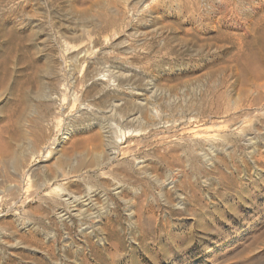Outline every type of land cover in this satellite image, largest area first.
<instances>
[{
    "label": "rangeland",
    "instance_id": "obj_1",
    "mask_svg": "<svg viewBox=\"0 0 264 264\" xmlns=\"http://www.w3.org/2000/svg\"><path fill=\"white\" fill-rule=\"evenodd\" d=\"M230 1L0 0V264H264V107L238 111L264 97V0ZM211 115L239 128L215 155L162 143ZM95 121L151 123L144 167L72 174L110 149Z\"/></svg>",
    "mask_w": 264,
    "mask_h": 264
},
{
    "label": "bare ground",
    "instance_id": "obj_2",
    "mask_svg": "<svg viewBox=\"0 0 264 264\" xmlns=\"http://www.w3.org/2000/svg\"><path fill=\"white\" fill-rule=\"evenodd\" d=\"M223 1V0H222ZM228 1V0H227ZM232 1V0H231ZM231 1H230V3H231ZM243 1V0H242ZM254 1V0H253ZM256 2V1H255ZM260 3V2H259ZM223 4V3H222ZM226 4V3H225ZM232 4H234V3H232ZM239 4V3H238ZM221 5V4H220ZM224 5V4H223ZM228 5H229V3H228ZM247 5V4H246ZM251 5H252V3H251ZM237 6V5H236ZM199 7V6H198ZM234 6L232 5V8H233ZM239 7H240V4H239ZM243 7V6H242ZM248 7V6H247ZM237 8V7H236ZM246 8V7H245ZM251 8V7H250ZM253 8V7H252ZM227 9V8H226ZM242 9V8H241ZM240 9V10H241ZM230 10V9H229ZM232 10V9H231ZM235 10V9H234ZM229 12V11H228ZM227 12V13H228ZM241 12V11H240ZM245 12H246V10H245ZM229 14V13H228ZM232 14V13H231ZM231 14H229V15H231ZM235 14V13H234ZM233 14V15H234ZM237 14V13H236ZM233 15H232V17H233ZM239 15V14H238ZM227 16V15H226ZM228 17V16H227ZM231 18V17H230ZM233 22V21H232ZM87 42V41H86ZM82 43V42H81ZM80 44V43H79ZM75 46V45H74ZM83 47V45L82 44H80L79 45V47H78V49H80V48H82ZM83 50V49H82ZM111 72V71H110ZM105 77H107V78H105ZM263 76H261V78H262ZM104 78L105 79H103V81L105 82V83H107V84H111V82H114V81H116L117 80V78L115 77V75H105L104 74ZM71 80H72V78L71 79H68V77L67 76H65V78H64V81L66 82L65 84H66V89H67V87H70L71 88ZM261 80V79H260ZM262 83V82H261ZM262 84H260V86H261ZM264 87V86H263ZM64 88V84H62L61 85V90H65V89H63ZM111 89V88H110ZM114 90L113 91H115V90H120V86H119V84H117L116 86H114V88H113ZM258 89V88H257ZM259 89H260V87H259ZM69 90V89H68ZM255 90V89H254ZM262 90V89H261ZM264 91V90H263ZM65 92V91H64ZM64 92L63 91H61V95L63 96V94H64ZM126 92V91H125ZM253 92H255V91H253ZM257 93H258V91H257ZM255 94V93H254ZM264 94V93H263ZM67 95V93L65 94V96ZM64 96V97H65ZM256 97H252L251 98V100L249 99V98H246V99H249V100H247L248 102H246L245 104H243V105H238L240 108H238V106H237V108H238V111L239 112H241L242 114H244L245 115V113L247 114V115H250V113L251 112H254V111H257V110H259V108L261 107V106H263L264 107V97L261 95V93L260 94H257V95H255ZM250 97V96H249ZM67 98V97H66ZM64 99V98H63ZM82 101V100H81ZM83 103V101L81 102V104ZM83 105V104H82ZM236 107V106H235ZM116 108V107H115ZM117 109V108H116ZM114 111H115V109H114ZM237 111V110H236ZM261 111V110H260ZM63 112V111H62ZM104 113V112H103ZM112 113L114 114V112L112 111ZM116 113V112H115ZM234 113V112H233ZM235 114H238L237 112L235 113ZM254 114V113H253ZM260 115H262L263 116V114H260ZM57 116V115H56ZM66 116V115H65ZM119 116V115H118ZM232 116V115H231ZM238 116V115H237ZM115 117H116V115H115ZM242 117V116H241ZM56 119V118H55ZM124 119V118H123ZM165 119V118H164ZM235 119V118H234ZM247 119V118H246ZM125 120V119H124ZM237 120H238V118H237ZM250 120V119H249ZM256 120H257V118H256ZM191 121H193V124H192V122H191V126L190 127H184V131H183V133L181 134V136L178 138V139H176L177 137H175V138H173V139H168V140H165V141H163L162 143L163 144H165V147L167 146L168 148H172V146H174L175 144H179V146L181 147V151H183V149H185L186 150V152H187V150L189 151H191L192 153L193 152H195V154H196V152L198 153L201 149H204V147L205 148H208L210 151H209V153L210 152H214V154L213 155H215V152H217L216 151V144L218 143V142H222V141H226V140H228V136L230 135V134H239V132H237V130L239 129V128H237L238 127V125L236 126V128H235V126H229V125H227V126H229L230 127V132H229V130H223V129H220V125L218 124L219 122L217 121V120H215L214 118H213V115H211V120H210V125H208L209 123L208 122H206L205 120H199V119H194V120H191ZM235 120H233V122H234ZM239 121V120H238ZM258 121V120H257ZM96 122V121H95ZM244 122V121H243ZM249 122H251V121H249ZM249 122H248V124H249ZM253 122H254V120H253ZM123 123V122H122ZM242 123V122H241ZM95 124H97L99 127H101V129H102V131H103V133L105 134V136L107 135V146L109 145L110 146V149L109 150H106L105 152L104 151H100L99 153H98V156L96 157V162L94 163V165L92 164V165H87L86 167H84V156H86V153L85 152H83V153H80V154H77L76 156H71V157H64V160H65V162L66 161H68V163H69V165L71 166V169H72V174L73 173H82L84 170H85V172H87V171H89L92 167H95V168H100V169H103L104 167H107V166H109L110 164H112L113 162H114V160H115V158L117 157V155H118V153L120 154H123L124 155V157H128V156H130L131 158H132V162H133V166H139V167H144V165H145V163H146V159L145 158H147V157H145V155H142V151H141V147L139 146V144H136V145H134V143H132V142H130V140L128 141V139H127V137H130V135L131 134H134V136L136 135V136H138L139 135V133H141V132H146V129L149 127V125H151V123H149V125H148V127H146V128H139V129H137V132H134V131H136V130H133L132 128H131V130H132V133H131V130L129 129L128 131H125V130H123V127L120 125V124H118V123H116V122H111L108 126L104 123V122H96ZM187 124V123H186ZM254 124V123H253ZM190 125V124H189ZM226 125V124H225ZM147 126V125H146ZM240 126H242V125H240ZM138 127H140V126H138ZM226 127V126H225ZM128 128V127H127ZM233 128V129H232ZM240 129H241V127H240ZM240 131V130H239ZM74 132H76V126L73 124V123H71V124H69V127H68V129L66 130V132H65V136L66 137H68L69 135H71L72 133H74ZM117 132H119L120 133V138L118 139V138H116V139H114V137L115 136H117L118 134H117ZM131 133V134H130ZM244 132H242L241 134H243ZM142 134V133H141ZM180 134V133H179ZM246 134V133H245ZM110 135H112V136H110ZM143 135H144V133H143ZM110 136V137H109ZM141 136V135H140ZM237 136V135H236ZM238 136H240V135H238ZM231 137V136H230ZM235 137V136H234ZM242 137V136H241ZM106 138V137H105ZM123 138H124V140H125V142H123ZM170 138V137H169ZM249 139V138H248ZM254 139V138H253ZM252 139V140H253ZM106 140V139H105ZM250 141V140H249ZM254 141V140H253ZM161 143V144H162ZM141 144V143H140ZM162 144V145H163ZM151 145V144H150ZM144 146V145H143ZM147 146H149V144L147 145ZM153 146V145H152ZM178 146V145H177ZM146 147V146H145ZM150 147V146H149ZM157 147H159V146H157ZM167 147H166V149H167ZM108 149V148H107ZM49 150V149H48ZM174 150V152H176L175 151V149H173ZM179 151V150H178ZM206 151V150H205ZM170 152V151H169ZM160 153V152H159ZM203 153H205L204 151H203ZM209 153H207L208 155H209ZM195 154H193V156L195 155ZM206 154V153H205ZM149 155V154H148ZM185 155V154H184ZM147 156V155H146ZM190 156H192V154L190 155ZM189 156V157H190ZM145 157V158H144ZM212 157V156H211ZM81 158H83V159H81ZM213 158V157H212ZM211 158V159H212ZM148 159V158H147ZM208 159V158H207ZM131 160V159H130ZM149 160V159H148ZM208 160H210V159H208ZM131 162V161H130ZM206 162H208V161H206ZM29 163V162H28ZM88 163V162H87ZM16 164V163H15ZM86 164V163H85ZM131 164V163H130ZM14 166H16V168H15V170L17 169H20V167H21V164H19V163H17V165H14ZM132 167V166H131ZM142 167V168H143ZM22 168H23V166H22ZM29 168H31V165H28V170H29ZM26 169V170H27ZM121 169V168H120ZM133 169V168H132ZM137 169V168H136ZM21 170H23V169H21ZM31 170V169H30ZM124 170V169H123ZM19 171V170H18ZM114 171L115 170H113V173H114ZM125 171V170H124ZM127 171H129V170H127ZM126 171V172H127ZM132 171V170H131ZM135 171V170H134ZM16 174H18V172L16 171L15 172ZM20 173V172H19ZM116 173V172H115ZM125 173V172H124ZM129 173V172H128ZM133 173V172H132ZM86 174V173H85ZM112 174V173H111ZM111 174H109V175H111ZM120 174H122L123 175V173H119V175ZM75 175V174H74ZM83 175V174H82ZM118 174H116V176H117ZM125 175V174H124ZM124 175H123V177H124ZM114 176V175H113ZM113 176H111V177H113ZM116 176H114V177H116ZM121 176V175H120ZM119 176V177H120ZM113 177V178H114ZM118 177V178H119ZM125 178V177H124ZM115 179V178H114ZM121 180V179H120ZM172 180V179H171ZM118 181V180H117ZM115 182V181H114ZM123 182V181H122ZM120 183V182H119ZM129 183V182H128ZM18 185V184H17ZM17 185L15 184L14 186H16L17 187ZM58 189V188H57ZM60 189V188H59ZM61 189H63V188H61ZM10 190V189H9ZM15 190V189H14ZM17 191V190H16ZM3 192H4V190H3ZM2 192V193H3ZM62 192H63V190H62ZM56 194V193H55ZM59 195V194H58ZM4 196V195H3ZM57 197V196H56ZM71 197V196H70ZM2 198V197H1ZM69 198V197H68ZM75 199V198H74ZM76 199H78L77 197H76ZM62 200V199H61ZM66 200V199H65ZM2 201V200H1ZM53 201H55L54 199H53ZM70 201V200H69ZM76 202V201H75ZM255 263V262H254ZM264 263V262H263Z\"/></svg>",
    "mask_w": 264,
    "mask_h": 264
}]
</instances>
